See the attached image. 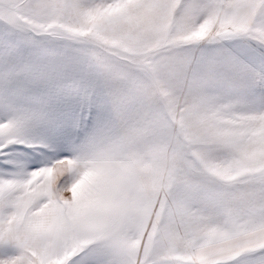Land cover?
I'll use <instances>...</instances> for the list:
<instances>
[{
	"label": "snow or ice",
	"instance_id": "6c2138e0",
	"mask_svg": "<svg viewBox=\"0 0 264 264\" xmlns=\"http://www.w3.org/2000/svg\"><path fill=\"white\" fill-rule=\"evenodd\" d=\"M0 264H264V0H0Z\"/></svg>",
	"mask_w": 264,
	"mask_h": 264
}]
</instances>
